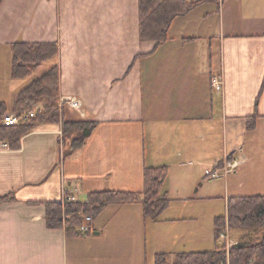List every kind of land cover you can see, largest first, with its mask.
I'll list each match as a JSON object with an SVG mask.
<instances>
[{
  "label": "crops",
  "instance_id": "1",
  "mask_svg": "<svg viewBox=\"0 0 264 264\" xmlns=\"http://www.w3.org/2000/svg\"><path fill=\"white\" fill-rule=\"evenodd\" d=\"M139 1H3L0 59L11 58L17 42L57 44L49 67L60 68L61 103H81L80 110L62 105L64 119L98 125L71 157L62 122L39 124L19 148L0 147V196L15 198L0 205V264H101L108 257L147 264L150 219L142 226L127 219L107 231L93 220L94 237L82 239L46 222V203L65 196L86 201L101 191L142 192L146 168L169 169L163 190L168 179L182 177L180 197L188 200V188L229 159L237 163L226 178L230 201L264 197V0L199 5L174 20L160 46L141 41ZM210 38L219 40L216 59ZM37 73L14 79L12 61L0 63V103L8 114ZM215 74H222V92L211 86ZM163 190L169 198L172 188Z\"/></svg>",
  "mask_w": 264,
  "mask_h": 264
},
{
  "label": "trees",
  "instance_id": "2",
  "mask_svg": "<svg viewBox=\"0 0 264 264\" xmlns=\"http://www.w3.org/2000/svg\"><path fill=\"white\" fill-rule=\"evenodd\" d=\"M3 1L0 0V7ZM217 1L140 0L141 41H152L157 46L164 44L169 40V31L176 18L186 15L199 5ZM58 54L59 49L55 43L17 42L12 45V77H31L44 64L55 60ZM60 79V68L54 65L18 94L15 101L16 113L32 111L38 107L35 117L25 123L4 125L2 120L8 115V111L6 104L0 103V139L7 140L12 149L19 148L21 139L42 123L62 122L65 157L73 156L87 144L98 123L64 119ZM258 101L259 98L256 105ZM253 126L250 128L253 129ZM168 173L167 167L146 168L144 190L140 193L101 191L89 194L86 201H73L65 205L61 202L46 203L47 226L52 229L65 227L67 236H80L76 232L77 228L85 223L87 217L95 220L109 206L128 204H141L145 219L157 221L171 203L168 195L162 193ZM13 201L15 198L11 195L0 196V205ZM230 202L228 220L231 229L264 230V197L236 198ZM225 219L226 217L219 218L216 221L217 240L225 227ZM155 264H264V231L260 239L255 237L248 241L241 240L229 251L221 245L212 251L177 254L172 262L165 254H159Z\"/></svg>",
  "mask_w": 264,
  "mask_h": 264
},
{
  "label": "rangeland",
  "instance_id": "3",
  "mask_svg": "<svg viewBox=\"0 0 264 264\" xmlns=\"http://www.w3.org/2000/svg\"><path fill=\"white\" fill-rule=\"evenodd\" d=\"M214 8L217 10L216 4H214ZM239 21L241 20L237 19V22ZM206 41L213 47L211 55L216 59L218 56L216 50L219 45V40L210 38ZM1 57V66L2 63H5L7 66L9 60L12 61L13 56L10 58L9 56L7 57V55H1ZM50 65L51 62L44 64L38 69L36 75L40 76L47 72ZM222 90L220 92H222ZM226 136V123L223 121L222 117H220L219 141L217 148L220 155H222L225 150ZM214 169L215 167H212L210 170ZM218 172L221 175L219 178L212 179L209 176L204 175L201 180L194 185H191L188 188V194L191 198L188 200L181 199L182 197H180L183 193L181 190H183L186 183L183 178L174 176L170 180L168 179L163 191H168L169 188H172V191L169 190V198L173 200L169 207L160 216L162 221L159 220L153 222L151 219L148 221L150 235L148 251L149 262L147 264H155L156 256L161 253H165L167 258L171 260L180 252L190 253L212 251L221 245H224L228 251L241 240L248 241L255 237L260 239L263 235V229L245 231L231 229L228 220L231 197L226 187V178L228 174H225L224 169L221 168L218 169ZM224 217H226L224 226L227 228V235L223 237L222 234L225 231H222L217 240L215 234L216 221L217 219ZM167 218H169L170 221L163 222ZM127 219H132L133 223H137L140 226L143 225L145 219L141 204L109 206L106 212L96 218L94 222L96 225L101 223L102 227L106 226L107 231L111 230L112 225L119 224V222H129ZM94 232L95 230H92L90 234L76 238L82 239L89 236L92 238L94 237ZM81 247L84 250L86 246L82 244ZM100 263L118 264V259L108 257L102 259Z\"/></svg>",
  "mask_w": 264,
  "mask_h": 264
},
{
  "label": "built area",
  "instance_id": "4",
  "mask_svg": "<svg viewBox=\"0 0 264 264\" xmlns=\"http://www.w3.org/2000/svg\"><path fill=\"white\" fill-rule=\"evenodd\" d=\"M211 86L213 88L214 91L216 92H220L222 90L223 87V77L222 74H216L213 75L211 77ZM67 104L70 108L75 109V110H80L81 108V103L79 100H77L76 98H69L67 100H64L63 103H61L62 105ZM36 114V111H25L23 113H16V114H9L3 117L2 123L6 126H16L19 125L21 123H25L27 121H29L30 119L34 118ZM9 146V144L4 140L0 139V147L1 148H7ZM229 161V162H228ZM237 166V163L235 161H231L229 159H227V161L224 163L223 165V169L225 174H229L231 173ZM218 167H216L214 170H208L206 175L209 176L212 179H216L221 177L220 173L218 172ZM74 198L65 196V198L63 199L62 203L63 204H68L70 202H73ZM91 223H92V218L91 217H87L85 220V223L80 226L79 228H77V233L80 236H84L87 235L91 232ZM227 228H223V231H225L222 236L225 237V235H227L226 230ZM229 251V250H228Z\"/></svg>",
  "mask_w": 264,
  "mask_h": 264
}]
</instances>
